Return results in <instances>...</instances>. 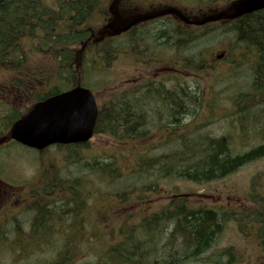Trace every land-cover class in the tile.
Masks as SVG:
<instances>
[{
  "label": "trees",
  "instance_id": "obj_1",
  "mask_svg": "<svg viewBox=\"0 0 264 264\" xmlns=\"http://www.w3.org/2000/svg\"><path fill=\"white\" fill-rule=\"evenodd\" d=\"M190 1L189 4L175 0L176 10H190V20L197 21L204 12L208 19L204 26L206 35H201V27L196 25L191 28L189 43L176 37L177 61L185 63L192 74L201 72L212 57L209 40H218L220 44L222 41L218 37H233L234 42L252 50L254 60L249 92L237 97L233 101V112L225 113L219 120L231 118L229 121L232 122L228 124L232 123L231 126L236 128L240 141L254 134L260 143L236 154L231 151L230 139L226 135L220 138L209 134L202 139L197 137L199 125L216 117L214 111L219 97H209L208 101L204 98L209 90H213L211 84L200 91V96L193 92L189 94L187 87L177 81L174 86H166L167 80L151 79L122 92H113L100 107L94 136L106 134L124 147L128 145L127 151H118L106 158L100 154V157L88 159L78 153L88 143L57 148L68 150L66 161L117 187L119 197L112 193L99 195L104 198L109 195L122 206L149 193L157 195L159 183L165 180L206 185L264 159V10L240 16L236 23L234 20L225 21V18L237 0ZM113 4L114 0H0V98L13 101L12 94L17 95L19 91L24 97L23 93L30 91L37 102L74 86L88 88L83 82L85 69H93L96 64L99 69L95 70H106L116 58L112 56L120 53L119 40L95 41L89 38L99 33L97 26L104 23L106 14L110 15ZM120 6L121 2H118V9ZM201 41L209 44V49H199ZM143 44L144 48L152 49V42L144 41ZM81 48L85 54L80 53ZM182 52H186L185 55L190 53V58L181 55ZM138 56L130 59H138L139 63L152 59L147 50ZM34 57L48 59L51 63L39 66L33 61ZM40 85L47 87V92H41ZM142 101L160 106L144 109ZM31 105L19 111L7 106L10 115L4 117L6 130ZM190 105L194 106L193 112L188 111ZM203 107L207 113L200 116L198 111ZM159 109L164 111L163 114ZM187 117L189 121L186 123L184 119ZM154 131L158 132L155 133L157 137L160 136V145H174L177 150L151 154L159 143L150 142L142 147L143 151L134 160L136 172L124 173L121 162L134 155L139 142L151 140L150 134L154 135ZM54 178L53 175L51 179ZM259 179L264 180V176L252 178L250 191L238 210L197 205L186 195H176L159 211L142 217H128L113 231L112 239L106 241L101 232L96 233L98 227L90 233L86 230V206L91 197L88 183L84 184L82 177L52 181L45 176L37 190L30 188L32 198L23 206L31 212L29 230L23 232L20 222L15 219L12 244L18 247L17 257H23L18 258L23 264L27 261L26 252L33 253L54 239H63L62 249L56 251L54 260L45 264H239L242 256L232 246L209 253L229 223L238 226L241 233L248 232L258 248L264 250V182H257ZM91 235H96L94 240ZM81 246L88 252L93 251V260L80 258L83 256Z\"/></svg>",
  "mask_w": 264,
  "mask_h": 264
},
{
  "label": "rangeland",
  "instance_id": "obj_2",
  "mask_svg": "<svg viewBox=\"0 0 264 264\" xmlns=\"http://www.w3.org/2000/svg\"><path fill=\"white\" fill-rule=\"evenodd\" d=\"M121 1L122 0H118V2ZM118 2L114 3L112 6L114 9L112 12L113 15L104 19V23L97 26L99 30L98 32H105V26L103 25L108 19L111 20L109 30L112 31L110 32L114 33L121 28L122 23L125 21L121 19L120 8L118 9L117 7ZM232 12L234 15L238 14V7L234 6ZM109 30L107 29L108 32ZM217 39L222 42L218 44V40H209L213 53L212 57L208 59L209 65L202 68L201 72L197 71L193 74L188 73L187 75H180L177 74L176 71H171L170 73L163 72L162 66L157 65L152 71H150V69L149 72L146 70V72H148L146 73L140 68H135L136 66L131 65V67H126L119 53L116 56H112L116 58L109 63L110 65H108L106 70L86 68V75L83 78V82L88 86V89L95 93V99L99 106L104 105L111 93L122 92L127 88H132L133 86L127 87L126 84V79L131 75H134L135 78L138 79H140L139 77H142L144 80L151 79L160 81L164 80L162 78L165 77L166 79L171 80L170 82H166V86H174L177 81L180 85L187 87L189 94L193 92L199 96L201 94L200 91L206 89L208 85L211 84L213 90H209L208 96L205 100L208 101L209 97L215 98L218 96L220 108H217L214 112L216 115V117H214L215 120L209 118L207 121L203 120L205 122L202 125H199L197 137L202 139L209 134V136L211 135L212 137L220 138L226 135L230 139L231 151L235 153L237 152L236 154H238V152L242 153L259 144V137H255L254 134H251V136L249 135V138L245 141H240L236 128L231 126L232 123L228 124V122H232L229 121L231 118L227 119L228 121H220L219 119L225 114V112L231 114L233 110L231 109V104L233 101L237 97L249 92L252 80L251 65L254 60V54L252 50H248L244 46L234 42L233 37L225 36L223 37L224 40L220 37ZM203 40L205 42V39ZM202 42L203 41H201L199 49H209V44L205 45V43L202 44ZM217 45L219 47H216ZM229 50L230 53H228ZM167 55L173 56L170 54ZM184 56L190 57V53H187L186 55L184 53ZM33 61L36 64H39V66L42 64L49 65V63H51L48 59H41L40 57H34ZM176 62L177 57L176 59H173V65L175 68L177 67ZM40 86L42 87L39 88L41 92H47V87ZM2 94L5 93L3 92ZM33 96H31L30 91H28L24 97H21L18 92L17 95L12 94L13 101L4 97L0 98V135H2V132H5L4 129L6 130L7 126V120L4 117L10 115L7 106H11L10 109L14 108L17 109V111L22 110L25 106H29L36 101L33 99ZM142 102L144 109L148 110L160 106L159 104H150L148 101ZM148 103L150 105L146 106L145 104ZM159 111L162 114L164 112L162 109H159ZM188 111L193 112L194 106L190 105ZM198 112L200 116H205L207 113L204 108H200ZM184 120L187 123L189 118L187 117ZM151 123H153V121H151ZM148 128L151 129V132L153 131V128H151L150 125ZM155 133L158 132L154 131V135H152V133L150 134L151 140L139 142L140 146L134 151V155L127 157L123 163L121 162V169L124 173L130 174L131 172H136L134 160L137 158V155L143 151L142 147L149 145L150 142L159 143L157 149H153L151 154L158 155L162 152L177 150L174 145H169L168 147H165L166 145H160V136L157 137ZM9 141L10 140L7 137L0 138V180H2L0 183H4L5 186L9 185L6 190L9 191V189H12L11 192L14 195V198H11L10 201L11 208L6 206L0 208V220L1 214L4 210H7L8 212L16 211V214L11 217V219L5 218L0 229V264H23L19 260L23 259V257H17L18 247L12 244L15 236L14 233L16 231L14 228V222L15 219L20 222L23 232L26 233L29 230L31 212L24 209L23 206L30 201V197L32 198L29 194L30 188L31 190H37V188L43 184L41 179L45 176L48 180L52 181L57 178L71 179L82 177L84 184L88 183L87 190L91 197L88 199L86 206V208L88 207V214H86L88 225H86V230L90 233L92 229L98 227L96 233L98 234L101 232L102 237H105L106 241L112 239L113 231H116L119 226L126 222L128 217H142L146 214L159 211L176 195H186L197 205H205L217 209L238 210L239 205L245 201L244 198L250 191L252 178L255 175H259L261 178L264 176L263 159L242 167L239 171L223 180L213 181L206 185H198L186 181L165 180L159 183V192L157 195L149 193L145 196H141L142 199L137 197L136 200H133L134 203L132 204L129 202L122 206L121 202H118L117 199L111 198L109 195H105V198L104 196L99 195L102 193H112L113 195L118 196L117 187L108 185L105 180L97 178L96 175H90L87 171H83V169L77 165H73L72 162L66 161L68 150L63 148L59 149L54 146L48 148L42 154H37L30 149ZM124 146V144H121L113 140L110 136L102 133L93 136L88 142L87 147L82 149V151L79 150L80 152L78 153L88 159L95 158V156L100 157V154H103L106 158L118 151L125 153L129 146ZM53 175L55 178L51 179ZM260 181L261 180L259 179L257 182ZM257 182L256 186L258 185ZM261 182H264V180ZM147 183L148 182H144V184ZM4 189L5 187L1 186V190L4 191ZM17 195L20 197L17 198ZM13 218L14 220H12ZM91 237L92 240H94L96 235H91ZM250 238L252 237L248 232L241 233L238 226L229 223L216 240L212 252L209 254L232 246L239 251L240 256H242L239 264H264V255H262L264 250L258 248L255 241ZM62 245L63 239H54L53 241L51 240L49 245L38 247L33 253L28 251L25 254L27 261L24 262V264H27V262L45 264L54 260L56 253L62 249ZM80 249L81 251L83 250V256L80 257L82 260L94 259L93 251L88 252L89 250H86L84 246H81ZM19 254H22V252H19ZM198 263L200 262H192L190 264Z\"/></svg>",
  "mask_w": 264,
  "mask_h": 264
},
{
  "label": "flooded vegetation",
  "instance_id": "obj_3",
  "mask_svg": "<svg viewBox=\"0 0 264 264\" xmlns=\"http://www.w3.org/2000/svg\"><path fill=\"white\" fill-rule=\"evenodd\" d=\"M182 1L188 2L189 4L191 3L189 0ZM174 3L175 0H122L119 10L121 13V19L125 22L122 23L121 28L118 29L119 34H113L110 32L112 30L108 29V32L107 29H105V31H107L105 35H102L101 31L95 35H90L89 38L95 41L98 39L106 40V38L121 41L120 57L126 67L136 65L135 68H140L143 72H146V70L149 72V69L152 71L154 67L158 65L162 66L163 72H175L177 71V67L175 68L173 65V59H176V37H178L179 41L189 43L192 39L191 28L196 25H200L201 35L205 37L206 33L204 32V26L207 24H205L206 15L203 12L200 14L199 20H195L193 23L194 25H192L190 20V10L185 11L181 9L178 13ZM258 12L249 13L248 15ZM109 16V14H106V18ZM239 19L240 18H236L234 21L237 23ZM108 22L111 23V20H106L103 26H110ZM144 41L152 42L153 46L151 50L144 48ZM146 50L151 53V60L139 63L138 59H135L136 61H132V59H130V57L134 55L135 57H139L138 55L144 53ZM83 52L84 51L81 48L80 53ZM184 53L186 52H182L181 55H184ZM167 54L173 56H169ZM97 68L99 69V67L94 64L93 69L95 70ZM179 68H181V66H179ZM178 72H182V70H178ZM139 78L140 79L131 75L126 79L127 87H134L139 84L142 77ZM162 79L166 78L164 77ZM18 93L21 95V92L18 91ZM27 93L28 91H25L23 94L26 96ZM3 135L4 133L0 136L3 137ZM9 142L12 143V141ZM7 186L9 187V185ZM11 198H14L12 192L7 191L6 188L2 191L0 186V203H3L4 206L11 208L9 203ZM15 213L16 212H8L7 210L2 212L0 229L3 225V220L5 218L11 219Z\"/></svg>",
  "mask_w": 264,
  "mask_h": 264
},
{
  "label": "water",
  "instance_id": "obj_4",
  "mask_svg": "<svg viewBox=\"0 0 264 264\" xmlns=\"http://www.w3.org/2000/svg\"><path fill=\"white\" fill-rule=\"evenodd\" d=\"M243 13L264 9V0H244ZM98 109L93 94L76 86L37 102L15 121L9 137L16 143L42 151L52 145H81L94 134Z\"/></svg>",
  "mask_w": 264,
  "mask_h": 264
}]
</instances>
